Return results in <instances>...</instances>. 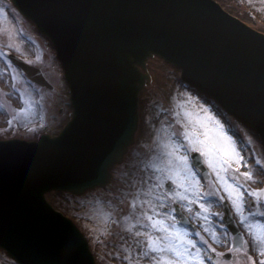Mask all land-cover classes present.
<instances>
[{
	"label": "water",
	"instance_id": "1",
	"mask_svg": "<svg viewBox=\"0 0 264 264\" xmlns=\"http://www.w3.org/2000/svg\"><path fill=\"white\" fill-rule=\"evenodd\" d=\"M214 1L11 0L50 40L73 111L57 136L0 141V248L17 262L94 264L44 194L109 181L133 140L149 58L179 69L264 144V35Z\"/></svg>",
	"mask_w": 264,
	"mask_h": 264
},
{
	"label": "rangeland",
	"instance_id": "2",
	"mask_svg": "<svg viewBox=\"0 0 264 264\" xmlns=\"http://www.w3.org/2000/svg\"><path fill=\"white\" fill-rule=\"evenodd\" d=\"M215 2H219V6L224 11L240 18L246 25L256 27L257 31L264 33V0H215ZM2 6L7 7L6 4L0 3V7ZM8 9L2 10L4 19H1V21L7 20V17L11 20L15 16L14 24L17 23V31H22L31 42L37 39L41 44L42 41L36 36L37 34L32 25L23 21L14 10ZM10 25L9 21L6 28H3V25L0 24V35L5 39H9L8 35H12V38H15L14 26L9 27ZM43 45L44 60L41 65H43L46 79L53 89L50 92H43L44 104H42V108L45 111V122H47L46 131L55 134L66 118L69 117V101L66 97L67 87L61 77L60 67L52 58L53 52L48 42L44 41ZM148 67L152 81L141 94L139 103L140 129L136 135V143L129 150L124 161L114 169L112 184L106 190L87 192L85 196L79 198L56 192H51L46 197L55 209L64 212L69 218H73L83 229V232L94 234L95 237L102 236L99 234L104 232V237L109 238V249L116 254H126V256L114 258L118 264H142L141 261L135 258L131 259L129 253H135L132 249L136 248L142 253L140 244L147 245L148 238L145 240L144 237H146L145 233L150 223L147 219L148 216H152L154 219H163L164 212L162 210L171 201H178L184 205L195 206L197 204L186 203L188 202L187 200L181 201L177 197H174L171 194L172 192L170 193L166 190L165 184L171 182L168 179L171 174L169 168L171 157L168 155L171 145L165 141L166 151L154 142V134L151 133V129L157 131L164 129L168 136V129L172 128L174 133L179 135L180 133H184L186 130L185 126L189 130L191 129L192 125L188 123L189 121L184 120L180 111L176 110V107L173 106L174 104L170 102L173 91L179 92L181 95L184 92L175 85L177 75L173 68L157 59L151 60ZM189 92L191 93H188L191 102L200 107L196 94L191 91ZM183 102L185 103V101ZM190 108L192 109V107ZM195 112L197 113V111L193 110V113ZM187 113L189 119L194 117L195 121L198 118L204 117L203 115L198 117L191 116L189 111ZM35 114L36 112L33 111L30 120L28 119L29 122L35 121ZM216 115L220 116L217 113ZM235 126L239 135L246 137L250 142L254 155L261 156L262 146L258 138L239 124H235ZM196 130L198 132L202 131L199 128ZM159 137L157 134L155 139H159ZM173 142H175L176 146H179L176 140H173ZM213 174L215 175V173ZM227 175L228 179L232 182L229 173ZM235 182L243 186L245 184L242 177L235 176ZM175 190V185L172 184V191ZM221 196H224V199L227 198L215 178L211 188V197L217 203L220 201ZM168 223H172L170 216L168 217ZM202 225H204V222H202ZM213 232L215 235H218V231L212 227L208 228L207 233L201 235L207 241L206 244L202 243L205 248H208V242L215 244L211 235ZM159 235H161L159 232L153 230L152 237H158ZM103 247H106V245ZM238 253L236 251L233 254ZM257 260L259 264L262 259L257 257ZM222 262V259L218 258V264H223ZM151 263L154 264L155 261ZM230 263L253 264L249 256L245 254L243 255V259L235 258ZM0 264L14 263L0 251Z\"/></svg>",
	"mask_w": 264,
	"mask_h": 264
},
{
	"label": "snow or ice",
	"instance_id": "3",
	"mask_svg": "<svg viewBox=\"0 0 264 264\" xmlns=\"http://www.w3.org/2000/svg\"><path fill=\"white\" fill-rule=\"evenodd\" d=\"M203 112L205 116L198 118L195 123L189 120L188 123L192 125L190 130L185 126L183 139L187 142L186 152H199L204 157V162L215 173L217 182L232 203L236 213L240 216V223L246 227L249 235L253 238L254 244L260 246V255L264 256V222L256 221L254 224H250L248 222L249 217L243 215L245 193L248 196L256 197L257 200H259L261 193L248 191L242 184L232 183L228 179L227 174L231 164H240L243 158L237 151L236 142L225 131L224 125L215 117L207 115V109H203ZM197 128L202 131L198 132ZM180 147H184V145L174 146L172 152L168 154L171 157L169 160L171 174L168 179L175 185L176 189L171 194L181 201L187 200L190 204H196L200 199L198 191L200 182L197 179V170L190 163L187 154H178ZM243 175L248 180L252 178L250 172H245ZM220 200L223 201L224 196H221ZM199 208L201 213L206 214L208 212L204 203H199ZM201 213L197 215L199 216ZM169 215L173 221L171 224L163 219H154L152 216L147 217L151 228L161 234L158 237L149 235L146 242L148 250L156 254L154 257L155 264H205L203 250L195 240L189 238L190 233L187 230L177 226L179 222L176 221L175 216ZM203 218L207 219L208 217L204 215ZM205 231H208V229L205 228ZM195 235L199 237L200 233L197 232ZM211 235L215 239V233L213 232ZM200 241L204 244L207 243L203 237H200ZM237 250L242 251L243 248ZM259 264H264V260H261Z\"/></svg>",
	"mask_w": 264,
	"mask_h": 264
},
{
	"label": "flooded vegetation",
	"instance_id": "4",
	"mask_svg": "<svg viewBox=\"0 0 264 264\" xmlns=\"http://www.w3.org/2000/svg\"><path fill=\"white\" fill-rule=\"evenodd\" d=\"M12 54L17 55L19 58L24 60L26 63L29 58V47L26 41L21 40L14 47L12 45V38L5 39L0 35V60L5 61L0 64V138L8 137H18L23 138V136L28 132V81L25 74L20 75V80L15 86V89L11 88L7 83H5L7 78V71L11 73L12 64L10 63V56ZM3 68L6 72L3 71ZM23 110V111H22ZM10 122L7 127H4V122ZM188 203V202H186ZM195 211L194 205H184L181 204V211L184 214H188L189 209ZM155 210V209H154ZM166 212V208L162 210ZM196 221V217H194ZM153 229L151 226L148 227L145 236L148 238L149 235L152 236ZM94 236L89 238L92 242ZM102 240L106 247H103ZM95 247L93 249L96 262L98 264H103V258L109 261V257L114 259L120 256H126L125 253H115L109 249V243L106 238H97L95 240ZM246 251L249 255L259 254L258 250L251 238L246 243ZM130 258L141 259L143 261H149L154 255L148 249L142 253L136 251L135 253H129ZM242 258V256H239Z\"/></svg>",
	"mask_w": 264,
	"mask_h": 264
},
{
	"label": "bare ground",
	"instance_id": "5",
	"mask_svg": "<svg viewBox=\"0 0 264 264\" xmlns=\"http://www.w3.org/2000/svg\"><path fill=\"white\" fill-rule=\"evenodd\" d=\"M29 112H31V109L29 110ZM140 129V126H139V128H138V130ZM203 222L205 221L203 218L201 219Z\"/></svg>",
	"mask_w": 264,
	"mask_h": 264
}]
</instances>
